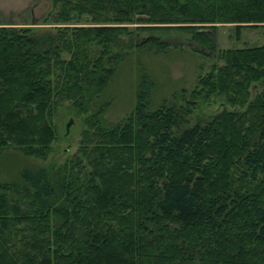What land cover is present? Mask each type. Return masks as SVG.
Segmentation results:
<instances>
[{"label":"trees","instance_id":"1","mask_svg":"<svg viewBox=\"0 0 264 264\" xmlns=\"http://www.w3.org/2000/svg\"><path fill=\"white\" fill-rule=\"evenodd\" d=\"M48 1L51 30L0 26V152L45 158L64 101L83 128L61 164L0 182V264H264V44L218 50L180 109L147 112L144 75L123 121L92 104L127 51L167 47L137 30L214 51L195 25L263 22L264 0ZM216 95L229 108L172 133Z\"/></svg>","mask_w":264,"mask_h":264},{"label":"rangeland","instance_id":"2","mask_svg":"<svg viewBox=\"0 0 264 264\" xmlns=\"http://www.w3.org/2000/svg\"><path fill=\"white\" fill-rule=\"evenodd\" d=\"M49 12L51 8L48 0H0V26L30 27L35 32L51 30L56 25L49 21ZM144 25L127 24L128 28ZM195 27L209 33L215 46L214 51L192 42L189 33L180 29L162 31L142 27L132 35L136 43L151 35L165 42L167 47L163 50H156L154 47L132 48L124 54L105 88L92 103L94 106L106 102L103 112L106 125L123 121L131 113L136 104V84L140 76L144 75L150 84L145 108L147 112L162 105L181 108L195 87L197 77L205 75L211 65L223 64L222 60L216 58L218 50L264 44V21L201 23ZM236 29H239L237 35ZM206 102L197 101L190 113L181 115L180 121L172 128V133L194 124L202 125L214 112L222 107L229 108L223 95L212 96L209 103ZM72 112L65 101L57 106L53 117L56 138L51 142L50 151L45 158L24 156L12 148L2 150L0 182L18 180V173L22 168L58 165L73 154L83 128V114L76 116Z\"/></svg>","mask_w":264,"mask_h":264},{"label":"water","instance_id":"3","mask_svg":"<svg viewBox=\"0 0 264 264\" xmlns=\"http://www.w3.org/2000/svg\"><path fill=\"white\" fill-rule=\"evenodd\" d=\"M69 123V122H68Z\"/></svg>","mask_w":264,"mask_h":264}]
</instances>
